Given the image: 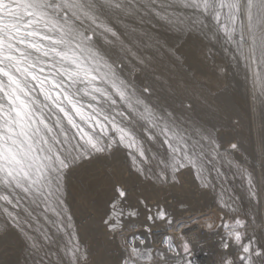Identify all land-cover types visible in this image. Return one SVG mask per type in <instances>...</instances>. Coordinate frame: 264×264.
I'll return each mask as SVG.
<instances>
[{"label":"snow or ice","instance_id":"snow-or-ice-1","mask_svg":"<svg viewBox=\"0 0 264 264\" xmlns=\"http://www.w3.org/2000/svg\"><path fill=\"white\" fill-rule=\"evenodd\" d=\"M157 26L179 42L154 33ZM203 41L234 48L253 99L264 105V0H0V237L11 236L32 264H44L41 253L52 247L56 259L48 264H96L82 250L68 183L124 151L141 182L175 184L183 170H194L203 193L219 183L222 210L235 214L246 198L244 216L222 225L219 264H264V110L257 170L233 135L241 121L225 118L176 71L186 61L184 45ZM140 74L158 88L138 85ZM177 96L203 100L205 116L195 115L192 102L177 112L169 103ZM236 179L244 197L224 200ZM113 189L117 197L100 218L112 245L106 264H191L166 231L199 224L202 215L190 205L186 218L160 206L153 213L138 197L147 223L129 237L141 212L130 202L125 210L127 187ZM157 222L165 232L154 250L148 240ZM182 251H190L187 240Z\"/></svg>","mask_w":264,"mask_h":264},{"label":"rangeland","instance_id":"rangeland-1","mask_svg":"<svg viewBox=\"0 0 264 264\" xmlns=\"http://www.w3.org/2000/svg\"><path fill=\"white\" fill-rule=\"evenodd\" d=\"M152 31L159 33L170 44L178 43L180 40L179 34L168 32L159 26ZM221 42L209 44L208 41H205V49L203 52L201 51L202 53L200 51L198 53L199 49H194L191 42L185 44L181 51L185 53L186 61L183 68L176 69V71L181 72L186 79L191 81L192 87L197 92H202L208 103L217 107L225 118L233 116L241 121L240 127L235 130L233 135L242 142L247 150L244 153L247 156V163L255 164L259 170L258 130L260 114L264 110V105L261 104L260 99H253L250 74H246L243 63L234 58L236 55L234 48ZM190 47L191 49H189ZM136 82L140 86L158 88L151 77L144 74L138 75ZM182 102L184 104L194 103L195 115L205 116L207 106L203 100L192 99L190 101L185 96H177L169 101L177 112L183 111ZM237 158L242 159L239 154ZM129 163L130 161L124 151H121L107 163H98L89 171L81 172L79 177L70 179L65 198L74 215V223L82 250L87 247L91 253V259L96 261V264H106L110 258L112 253L111 238L105 234L100 218L105 211L110 210L111 203L117 197V193L113 189V184H116L128 188L129 200L124 202L125 210H128L127 203L130 202L141 212L139 220L135 221L138 228L126 232L125 235L130 237L135 232L144 233L143 225L147 223V213L144 205L138 204V197L147 198L146 203L153 213L157 206H160L177 218H186L188 213L183 212V207L190 205L193 214L203 216L200 220L201 224L189 222L186 229H167L166 234L170 235L173 238V243L180 248V255L183 260L190 259L191 264H219L222 255L219 242L225 234L222 225L231 223L233 215L244 216L249 206L247 199L242 198L237 201L236 206L239 211L232 214L221 208L219 183L214 191L210 190L203 193L198 189L194 170H183L179 176V183L173 184L169 181L163 185L159 183L152 185L135 179L134 173L130 175ZM105 171L110 174L109 177L98 181L96 177L102 176ZM227 187L233 189L234 193H226L223 197L224 200H227L228 196L232 194L244 197L239 179L230 180ZM181 201L184 202L183 205ZM206 218H210V223L213 224L211 229L206 226L205 221L209 223ZM152 231L156 235L149 238L148 245L156 250L163 246L161 241L163 239L162 233L165 232V225L162 222H157L152 226ZM177 232L184 236L182 242H177ZM249 233H251V229H249ZM185 240L190 245L187 256H184L182 251ZM46 251L49 250L46 249ZM55 251V247H52L49 256H43L41 253L44 264H48L49 259H56L51 254ZM32 259L26 252L17 247L11 236L0 237V264H16V262L18 264H32Z\"/></svg>","mask_w":264,"mask_h":264},{"label":"bare ground","instance_id":"bare-ground-1","mask_svg":"<svg viewBox=\"0 0 264 264\" xmlns=\"http://www.w3.org/2000/svg\"><path fill=\"white\" fill-rule=\"evenodd\" d=\"M177 35V34H176ZM214 43H218V42H214ZM222 43V42H221ZM175 44V43H174ZM187 45V44H186ZM204 45H205V41H204V44L203 43H200V42H197V45H196V47L194 48V49H199L198 50V53H199V51L201 52H203L204 51ZM189 46H190V44H189ZM187 47V46H186ZM223 48V47H222ZM189 49H191V47L189 48ZM221 50V49H220ZM224 50V49H223ZM201 52V53H202ZM224 52V51H223ZM206 219H208L209 220V223L211 222L210 221V218H206ZM215 221H216V219H215ZM219 223V222H218ZM201 224V223H200ZM172 235V234H171ZM176 235H177V237H176V240H177V242H182L183 240H184V236L183 235H181V233H176ZM168 236H170V235H168ZM160 241V240H159ZM175 242V241H174Z\"/></svg>","mask_w":264,"mask_h":264}]
</instances>
